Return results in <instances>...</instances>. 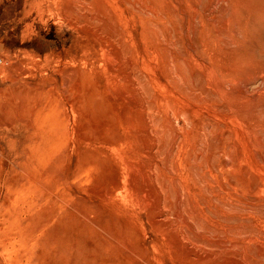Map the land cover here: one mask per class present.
Returning a JSON list of instances; mask_svg holds the SVG:
<instances>
[{
    "label": "rangeland",
    "instance_id": "obj_1",
    "mask_svg": "<svg viewBox=\"0 0 264 264\" xmlns=\"http://www.w3.org/2000/svg\"><path fill=\"white\" fill-rule=\"evenodd\" d=\"M170 1L0 0V264H264V0Z\"/></svg>",
    "mask_w": 264,
    "mask_h": 264
},
{
    "label": "bare ground",
    "instance_id": "obj_2",
    "mask_svg": "<svg viewBox=\"0 0 264 264\" xmlns=\"http://www.w3.org/2000/svg\"><path fill=\"white\" fill-rule=\"evenodd\" d=\"M60 1L72 9L76 7H84L86 9V8H91L92 6L101 7L103 5L123 4V3L133 4V5H137V4L143 5L144 3L158 4V3L167 2V0H60Z\"/></svg>",
    "mask_w": 264,
    "mask_h": 264
}]
</instances>
